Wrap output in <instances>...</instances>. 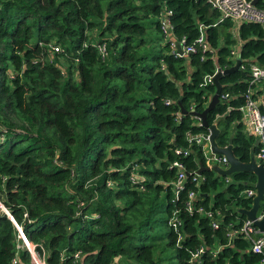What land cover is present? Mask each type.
I'll return each mask as SVG.
<instances>
[{
  "label": "trees",
  "instance_id": "obj_1",
  "mask_svg": "<svg viewBox=\"0 0 264 264\" xmlns=\"http://www.w3.org/2000/svg\"><path fill=\"white\" fill-rule=\"evenodd\" d=\"M164 7L178 40L202 32L208 48L172 52ZM217 19L207 0H0V264H35L12 217L46 264H261L247 237L229 235L247 219L255 174L234 172V182L205 168L191 138L215 123L216 143L231 138L241 161L256 150L238 107L250 63L264 65V27ZM237 38L245 67L219 77L203 125L191 112L215 91L203 76L232 65ZM176 159L188 173L178 199Z\"/></svg>",
  "mask_w": 264,
  "mask_h": 264
},
{
  "label": "built area",
  "instance_id": "obj_2",
  "mask_svg": "<svg viewBox=\"0 0 264 264\" xmlns=\"http://www.w3.org/2000/svg\"><path fill=\"white\" fill-rule=\"evenodd\" d=\"M211 5L216 8L218 11V19L216 22L222 21L223 19H231L234 22L233 30L236 31V27L242 21H253L260 23L264 27V6H259L256 3H253L252 0H207ZM171 9L164 7L160 15V29L162 34L165 37V40L169 43L171 51L174 53H179L177 51V43L182 45L183 53H188L190 51H196L195 43H198L202 46V50L208 48V45L205 42L204 34L201 32L200 35L196 38L194 43L185 45L184 38L178 40L173 34V23L171 21ZM202 27V24L200 25ZM203 29V28H202ZM235 47L231 45L232 57L235 59L232 65L236 62L237 57L236 51L239 48V40L237 38ZM52 48L54 51L59 50V46L53 45ZM99 48L101 51L104 50V45H100ZM180 53V54H183ZM241 59V58H240ZM244 68L245 65L240 62L239 66ZM251 78L249 80V88L245 95V101L238 107L242 113V121L244 122L246 130L257 139L256 150L253 153L255 161L257 164H261L264 167V87L261 82L264 81V65L258 64L256 62H251L248 67ZM218 70H223L221 67L217 69L212 74H205L203 76L202 84L213 82V76ZM200 119V118H199ZM204 133H198L192 135L191 138H195L198 143H201L207 154V163L208 165H217L222 168H227L229 166L228 158L223 153L212 152L209 142V132L205 133L206 137L203 136ZM227 146V145H226ZM225 147V146H224ZM177 153L187 152L186 149L178 148ZM172 166H175L177 169L176 177L171 181L172 189L174 192V197L179 198V190L184 185V180L188 176V173L185 172L184 166L181 161L178 159L172 161ZM135 173L132 174V177L135 178ZM193 178L200 180L202 179L200 174L196 171L193 174ZM256 180V179H255ZM246 196H254L256 194V188L250 186L244 190ZM190 198L196 195V192L193 190L189 191ZM186 208L188 210H193L191 200L186 201ZM197 211H202L201 206L196 207ZM210 213V212H209ZM257 218H261L264 215V190L263 198L260 202V206L256 212ZM171 223L175 230L178 231V234L181 236V220L178 218L177 209L174 210V214L171 218ZM213 226L217 227V222H213ZM242 234L247 237L251 242V249L262 255L261 261L264 264V232L259 231L258 227L253 223V220L247 219L242 223L239 229H230L229 235ZM21 238L23 239L25 245L29 248L32 256V261L35 264H46L45 260L42 259L33 251V247L28 242L27 238L23 236V232L19 231ZM204 251V246H198L191 253V258H197L201 252ZM79 252H75V257H78ZM15 260V259H14ZM74 264H77L75 261Z\"/></svg>",
  "mask_w": 264,
  "mask_h": 264
},
{
  "label": "water",
  "instance_id": "obj_3",
  "mask_svg": "<svg viewBox=\"0 0 264 264\" xmlns=\"http://www.w3.org/2000/svg\"><path fill=\"white\" fill-rule=\"evenodd\" d=\"M257 0H252L253 3H256ZM177 51L179 53H183L182 45L180 43H177ZM241 62L240 58H237L236 62L231 65L228 68L221 70H218L214 76H213V82L215 84V91L211 94L210 99L205 106V108L201 112L197 111H191L193 114L198 115L201 123L203 125H208V122L206 120V114L209 110H211L216 102L220 99V90L221 85L219 83V77L223 73H228L236 68H238L239 64ZM182 111H185L182 109ZM218 127L215 123L210 125V132H209V142L212 152L216 153H223L227 156L229 166L227 168H221L217 165H213L212 167L220 174H229L231 172H237V171H252L256 175L255 181H250L249 185L254 186L256 188V194L252 198L251 207L249 208H241L240 210L246 214V216L253 220V223L258 227L259 231L264 232V215L261 218H257L256 212L260 206V202L263 198V190H264V167L261 164H257L255 161L254 156L252 155L250 160L248 162H243L240 159H238L237 156H235L233 149H232V143L231 138H229V144L225 147L219 146L215 141V135L218 132ZM204 137H206V134H203ZM255 143H257V139H255ZM211 168V166H206L205 168ZM203 169L201 166L198 171L200 172ZM2 207V206H1ZM4 212L7 213V215L10 216L8 210H6L4 207H2ZM14 224L18 228V230L21 232V227L16 223V221L13 219ZM23 232V231H22ZM24 234V233H23ZM25 236V234L23 235ZM26 237V236H25Z\"/></svg>",
  "mask_w": 264,
  "mask_h": 264
},
{
  "label": "rangeland",
  "instance_id": "obj_4",
  "mask_svg": "<svg viewBox=\"0 0 264 264\" xmlns=\"http://www.w3.org/2000/svg\"><path fill=\"white\" fill-rule=\"evenodd\" d=\"M232 47H235V43H233L232 44ZM61 62H62V64H65L66 63V61L64 60V59H61ZM198 116V115H197ZM199 117V116H198ZM199 122H201L200 121V119H199ZM210 166V165H209ZM213 166V165H212ZM211 166V167H212ZM222 168V167H221ZM233 173L234 172H231V173H229V174H225V175H228V177H229V179L231 180V181H234V182H237V180L235 179V177H234V175H233ZM224 175V174H223ZM256 176V175H255ZM2 208V207H1ZM19 231V230H18ZM29 242V241H28Z\"/></svg>",
  "mask_w": 264,
  "mask_h": 264
},
{
  "label": "crops",
  "instance_id": "obj_5",
  "mask_svg": "<svg viewBox=\"0 0 264 264\" xmlns=\"http://www.w3.org/2000/svg\"><path fill=\"white\" fill-rule=\"evenodd\" d=\"M250 248H251V242H250ZM255 252V251H254ZM257 253V252H256ZM260 254V253H259ZM261 258H262V255L260 254ZM261 258H260V263L262 264V261H261Z\"/></svg>",
  "mask_w": 264,
  "mask_h": 264
}]
</instances>
